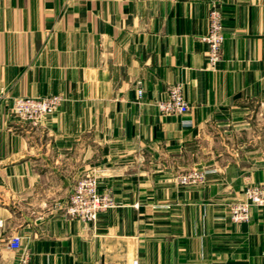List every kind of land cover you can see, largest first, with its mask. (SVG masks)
<instances>
[{"label": "crops", "instance_id": "crops-1", "mask_svg": "<svg viewBox=\"0 0 264 264\" xmlns=\"http://www.w3.org/2000/svg\"><path fill=\"white\" fill-rule=\"evenodd\" d=\"M213 1L215 70L206 0H0V264L14 235L31 264H264V209L230 218L264 183V0ZM177 84L190 112L161 115ZM54 95L38 127L13 112ZM191 170L206 184L177 185ZM91 174L117 206L86 224L65 208Z\"/></svg>", "mask_w": 264, "mask_h": 264}, {"label": "built area", "instance_id": "built-area-1", "mask_svg": "<svg viewBox=\"0 0 264 264\" xmlns=\"http://www.w3.org/2000/svg\"><path fill=\"white\" fill-rule=\"evenodd\" d=\"M210 4L208 18V33L202 41L208 47L209 69L215 70L223 60V47L226 41L223 15L217 3L206 0ZM140 84V83H139ZM143 90L138 89L139 98L143 97ZM65 99L61 95L43 98H17L13 101V112L22 123L38 127L47 118L57 114ZM156 106L161 115H186L190 112V105L185 98L182 85H173L168 90L167 99L157 101ZM206 173L191 170L180 173L175 177L177 185L181 187L203 186L206 184ZM117 204L113 195L100 191V182L96 174L80 178L74 185L65 214L69 219H76L82 223L95 224L99 216ZM264 209V183L250 185L246 188L241 201L230 207V218L234 224H247L251 221L252 209ZM9 249L19 254V264H31V255L22 249V236L14 235L9 241ZM134 264H139L135 261Z\"/></svg>", "mask_w": 264, "mask_h": 264}]
</instances>
